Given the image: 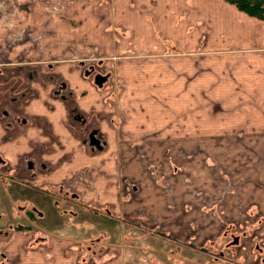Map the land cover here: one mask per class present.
Segmentation results:
<instances>
[{"label":"crops","instance_id":"crops-1","mask_svg":"<svg viewBox=\"0 0 264 264\" xmlns=\"http://www.w3.org/2000/svg\"><path fill=\"white\" fill-rule=\"evenodd\" d=\"M102 1L74 0L72 4L106 5L109 48L38 45L7 50L8 59H14L12 63H17L19 56L67 61L49 65L53 72L46 70L68 83L74 97L67 102L72 109L78 105L89 130L98 132L105 151L96 155L86 152L88 133L70 121L72 109L62 100L51 99L39 77L30 79L33 74L25 76L18 69L20 66H12L5 81L0 75V114L8 105L6 92L12 91L25 97L21 106H10L18 109L20 115L10 114L26 120V125L15 133H7L0 125V150L13 167L27 158L46 167L45 173L35 180L27 181L30 179L21 170L23 180L1 185L8 190L10 219L15 223L8 221L4 228L0 226V264H80L79 242L67 237V230L72 235L82 225L64 222L49 227V232L43 230L44 233L34 231L32 225L42 230L40 223L45 221L46 207L52 199L48 193L51 187L67 181L82 168H93L91 183L98 188L95 189L103 206L116 201L110 198L117 196L115 188L109 190L110 175L117 178L123 168L128 177L139 179L143 164L138 158L157 159L168 152L174 163L184 166L193 189H201L209 179L204 161L210 149L217 151V162L229 177L218 179L264 182V20L227 0H109V4H100ZM15 20V25L27 24L23 13ZM94 51L138 54L139 59L125 57L114 67L121 79L127 81L126 85L133 86L137 94L143 91L142 97H146L128 99L125 96L129 93L125 92V98H117L120 100L116 104L112 99L109 104L110 93L101 92L104 88L98 90L83 78L74 61H81L83 54ZM106 65L111 67L113 63L108 60ZM41 69L37 67L39 72ZM130 100L137 101L139 109L133 106L130 110ZM99 170L102 174H98ZM167 176L170 183L174 179L178 182L175 176ZM248 183L239 192H260L257 185L252 189ZM185 186H176L170 194L172 198H159L158 193L150 195L154 199L149 205L158 208L149 213L159 212L161 222L162 218L171 219L173 215L166 214V201L169 198L177 209H183L182 203L188 200L176 197ZM143 196L136 202L144 200L141 203L145 206L147 199ZM55 211L62 217L58 208ZM25 226L30 230L23 232ZM169 228L175 237L182 238L178 227ZM112 239L109 238V244ZM140 240L144 243L147 239ZM109 264L141 263L136 252H126Z\"/></svg>","mask_w":264,"mask_h":264},{"label":"rangeland","instance_id":"rangeland-1","mask_svg":"<svg viewBox=\"0 0 264 264\" xmlns=\"http://www.w3.org/2000/svg\"><path fill=\"white\" fill-rule=\"evenodd\" d=\"M73 1L0 0L1 80L5 81V77L8 79L9 71L13 70L12 66H20L18 69L24 71L25 76L30 73L33 74L30 79L39 77L38 81L43 82L42 88L48 90L51 99L62 100L70 109H72V106H70L67 100L64 101V95L60 94L61 98H57L55 95L58 89L57 83L61 81L62 77L57 73L47 72L49 65H59L60 63L67 62L66 60L58 58L41 60L40 58H21L19 56L16 58L17 63H12L14 59H8L7 50L8 48H24L26 46L28 48H37L38 45H42L43 48H63V46L65 48H109V15L106 12V5L72 4ZM249 1L253 4H261L262 9L258 12V17L264 20V0ZM103 3L109 4V0L100 2V4ZM21 13L25 15L24 22H27V24H23V28L15 25L17 15ZM84 18L86 22H84ZM2 51L3 55L1 56ZM125 57L128 59H139L138 54H108L104 51H94L93 53L82 55V58L79 59L82 61V65L79 63L80 61H74L78 64L79 74L83 78L86 77V71L109 77V83L107 82L103 87L98 86L97 88L98 90L104 88L101 92L110 93L109 104L112 99H114L116 104L120 100L117 98H121L123 94L129 93L125 96L128 99L140 98L143 94V91L138 90L137 94L136 91H133V86L126 85L127 81L125 82L121 79L120 72L117 70V67H114V63L123 61ZM108 60L113 63L111 67L108 66L109 68L106 65ZM37 67L42 68L41 70L44 73L39 72ZM49 71L53 72L54 70L51 69ZM95 74L88 77L87 80L92 83ZM128 81L132 82V80ZM6 93L7 96L13 94L12 91ZM10 102L11 100H8L7 104H10ZM23 103L24 100L21 99L18 106H21ZM127 103L130 110H132L133 106L139 109L137 108V101L130 100ZM7 109L9 112L11 111L9 108ZM3 117L7 119L6 116ZM168 154L164 156L159 155L156 157L157 159L152 156L150 159L142 157L140 160L138 158L139 162L143 164L141 167L142 175L139 176V179L138 177L135 179L128 177L122 171L123 168L121 172H118L117 178L116 175L113 178L110 175L109 190L110 188H115L117 196L110 197L111 199H116L115 204L110 203L105 206H103V203L97 202V200H101V196L96 191L98 188L93 183H90L92 179H89L87 172L93 168H82L80 172L76 173V171L72 173L74 175L70 179L75 178V180H79L76 181L79 185H82L84 181L89 185L88 189L81 193L84 197V203H82L83 209L73 207L67 211V214L58 209L59 213L62 214V217H58L55 209L51 208L53 203L51 202L46 207L45 221L40 223L42 224L40 225V227L42 226V230L39 228L35 229V225H32V229L44 233V231L49 232L47 230L49 227L51 229L52 226H57L64 222H74L77 226L82 225V228L74 229L72 235L69 232L70 230H67V237L74 238V240L79 242L77 250L78 254H80V260L78 261L80 264H109V261L126 252H136L140 256L141 264H175L174 262H167L168 255L170 254V250H168L170 244L167 246L162 245L164 247L162 249L160 245L161 240L156 238L158 235L174 236L171 230H169L170 226L180 229L179 237H182L181 239L193 237L194 239L197 238L198 242L204 238H211L213 240L222 236V231L227 226L232 225L236 227L234 231L238 232L235 235L240 236L244 244L239 248L240 253L231 255L230 260L237 262L241 260V264H259V261L262 262L261 264H264L262 260L264 255V182L253 180L248 183L233 181L232 179H218L219 177L229 179V177L223 172L222 166L217 162V151L210 149V154L204 161V166L209 168V179L203 182L202 188L205 189L203 194L202 188H192L190 177L186 175L184 166L174 163L173 159L167 156ZM179 156L182 155L179 154ZM100 171L98 174H102ZM168 174L178 178V182L174 179L170 183ZM70 179H67V183L70 182ZM84 179H88V181ZM180 181L183 185H186V189L179 191L176 198L180 199V201H188L182 203L184 204L183 209L181 207L177 209L174 201L168 200L169 198L167 201L165 200L166 204H168L166 214L171 213L173 216L171 219L162 218L163 222H161V214L159 212L153 214L158 207L152 206L151 203L153 201L151 202V200L154 199L155 193H158L156 196L159 198H161V195L170 197L175 187L181 184ZM244 183L251 184L252 189L257 185L260 188V192H239V189L244 187ZM7 191L0 185V215L3 220L0 226L3 228L8 224V221L15 223V221L11 220L12 218L10 219L9 210L12 211V205L8 199L9 197H7ZM10 191L14 193L13 189ZM143 193L146 196H143ZM191 193L194 197L189 196ZM142 196L147 199L145 200V206H142L141 203L144 200L139 203L136 202ZM188 197L191 198L188 199ZM193 199L199 200L198 204H195L193 202L195 200ZM149 201L151 202L150 205ZM191 202L194 204H191ZM64 208L65 206L62 209ZM151 209L152 211H149ZM107 211L109 212L107 213ZM50 212H53V214ZM74 215H76V219L73 217ZM191 221H201L202 224L198 225L194 222L191 223ZM27 230L30 229L26 226L22 229L23 232ZM109 238H113V242L110 244ZM140 238L147 240L143 243ZM123 240H125L126 244H123ZM255 246L261 247L263 249L262 252L260 253L258 249L257 252L252 250ZM178 248L176 250L180 252ZM179 256L178 259H181V261L179 260L176 263L187 264L184 262L186 255L184 256L183 253H179ZM206 261V264H218L214 259Z\"/></svg>","mask_w":264,"mask_h":264},{"label":"flooded vegetation","instance_id":"flooded-vegetation-1","mask_svg":"<svg viewBox=\"0 0 264 264\" xmlns=\"http://www.w3.org/2000/svg\"><path fill=\"white\" fill-rule=\"evenodd\" d=\"M81 65L83 64L82 61H80ZM94 72L91 71H86V79H88V77H91L92 75H94ZM100 76L102 80V82L100 83V85L97 83V77ZM109 77L100 75V74H95L94 78L92 79L93 82L92 84L97 88L99 87H103L105 83H107ZM57 92H56V96L57 98H61L60 94L64 95L65 98L64 101H66L69 98H73L74 94L73 91L70 89L68 83L62 78L61 81H59L57 83ZM60 96V97H58ZM25 96L20 95V96H14V94H10L8 96V100L10 102V104H8L6 107V109L0 114V125L3 126L4 130L9 133H15L19 131L20 127H23L26 125V120H22L19 119V116H15V115H11V112H15L16 114H19V110L18 109H11V103H16L18 105L19 101L21 99H24ZM9 106V107H8ZM9 108L11 111L9 112L8 109ZM78 105L74 106V108L72 109V113L73 115H70V121L76 125V127L79 128V130L82 131H86L87 134V138H86V152L90 155H96L99 154L103 151H105V147L103 146L102 142H100V140H98L97 136H98V132L95 130L90 131L89 126L87 125V120L85 118H83V116L81 115V113L78 111ZM8 113V114H7ZM20 115V114H19ZM3 116H6L7 119ZM22 120V121H21ZM26 159V158H25ZM35 162L32 159L27 158L25 161H23V163H17L15 164V166L13 167L10 160H8L7 158H5L4 154L1 152L0 150V185H6V183L8 182H16V181H21L23 180V178L21 177V173L20 171H24V173L27 174L28 178L30 180L27 181H31V180H35L34 178L38 177L40 174L45 173L46 167L43 164L42 166H38L37 164H34ZM92 171V170H91ZM91 171H89V179L91 178ZM87 180L88 179H84ZM70 182L67 183V181H62L59 184L54 185L52 188V191H49L48 193L51 194L52 200L51 202V208L55 209L58 208L60 211H63L64 214H67V211L69 209H72L73 207H77V208H81L83 209V204L84 203V197L82 196L81 193H83L85 190L88 189L89 185L87 182L84 181V183H82V185H79L76 181L79 180H75V178H72L69 180ZM92 181L90 180V183ZM100 200H97V202ZM109 205V204H107ZM63 206H65L64 209ZM109 211H107L108 213ZM76 215H74L73 217L76 219L75 217ZM234 229H236L235 226L229 225L227 226L223 231H222V236H219L215 239H211V238H204L200 241L197 242V238L194 239L193 237H189L186 238L185 240H181L175 236H161L158 235L156 238L161 240L160 245L161 248L164 249V247H162V245H169V249L170 250V254L168 255V260L167 262H174L175 264H177L176 262H178L179 260L181 261V259H178L179 253H183V255L185 256L184 258V262L187 264H206V260L208 259H214L216 260V263L218 264H241V260H238L239 262L235 261V260H230V256L231 255H237L238 253H240V246H243L244 242L242 243V240L240 236L235 235L236 231H234ZM156 235V234H154ZM153 238H155L154 236H152ZM146 242V241H145ZM144 242V243H145ZM163 243H168V244H163ZM181 244V245H179ZM179 247V248H178ZM180 249V252H177L176 249ZM260 251V253L262 252V248L261 247H254L252 250H255L257 252ZM177 252V253H176ZM181 257V256H179ZM195 257V258H193ZM182 258V257H181ZM237 258V257H236ZM263 262H264V255L262 258ZM183 262V263H184ZM262 262L259 261V264H261ZM159 264V263H158ZM160 264H164V263H160Z\"/></svg>","mask_w":264,"mask_h":264},{"label":"trees","instance_id":"trees-1","mask_svg":"<svg viewBox=\"0 0 264 264\" xmlns=\"http://www.w3.org/2000/svg\"><path fill=\"white\" fill-rule=\"evenodd\" d=\"M228 2L236 5L241 11L247 12L251 15H256L258 17V12H260L261 4L251 3L249 0H227Z\"/></svg>","mask_w":264,"mask_h":264},{"label":"water","instance_id":"water-1","mask_svg":"<svg viewBox=\"0 0 264 264\" xmlns=\"http://www.w3.org/2000/svg\"><path fill=\"white\" fill-rule=\"evenodd\" d=\"M100 79H101L100 76H98L97 79H96V80H97V83H98L99 85H100V83L102 82V80H100Z\"/></svg>","mask_w":264,"mask_h":264}]
</instances>
